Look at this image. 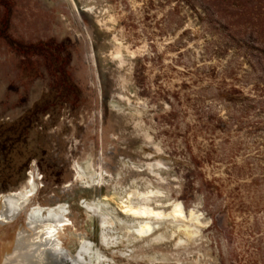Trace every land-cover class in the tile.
Returning <instances> with one entry per match:
<instances>
[{
    "label": "rangeland",
    "instance_id": "1",
    "mask_svg": "<svg viewBox=\"0 0 264 264\" xmlns=\"http://www.w3.org/2000/svg\"><path fill=\"white\" fill-rule=\"evenodd\" d=\"M11 1V36L64 42L81 91L21 124L56 80L37 58L38 77H24L0 40V136L18 140L0 144V170L6 155L7 193L28 188L36 160L60 173L43 190L33 174L35 207L62 208L52 264H264V42L250 37L244 0H206L196 14H146L132 0L126 13L107 0ZM133 191H149L154 209L179 203L181 222L135 238L120 208ZM100 220L104 248L93 233Z\"/></svg>",
    "mask_w": 264,
    "mask_h": 264
},
{
    "label": "trees",
    "instance_id": "2",
    "mask_svg": "<svg viewBox=\"0 0 264 264\" xmlns=\"http://www.w3.org/2000/svg\"><path fill=\"white\" fill-rule=\"evenodd\" d=\"M115 8H119V12L126 13L130 10L129 0H107ZM141 3L140 10L148 14L153 10H163L169 7L170 13H177L179 10H187L191 14H196L199 10L206 9L205 5L209 0H132ZM173 7L171 8V5ZM0 9L2 16L0 19V40H2L7 47L18 57L22 59L21 73L24 77L29 79H36L38 77L36 68L34 67L33 60L35 58L43 60L51 70L56 82L53 88L49 91L48 95L36 103L33 108L22 118L21 124H32L35 120L46 115L56 105L62 107L78 101L81 91L72 82L68 67L70 64L71 56L64 42L55 41H38L32 44H24L15 40L11 34V22L15 5L11 0H0ZM127 9V10H126ZM126 10V11H125ZM167 18V16H166ZM244 18L246 25L251 34L250 37L253 42H264V0H244ZM181 23H182V19ZM180 20L178 23H180ZM129 22V16L122 19L121 24L126 26ZM127 27V26H126ZM259 52L264 56V43L260 44ZM136 79V78H135ZM23 122V123H22ZM11 134V135H10ZM18 137H22V142L25 143L26 133L21 130ZM5 136V138H4ZM4 136H0V144H6L3 148L7 150L18 142L12 139L14 133L5 132ZM7 156L3 158L6 164L5 168L0 170V193H7L8 179L11 177L5 171H11L8 166L11 162L6 160ZM29 160L24 164L23 171L28 170ZM36 167L42 175L43 190L48 183L52 185H59L61 183V175L58 171L52 168H46L42 165L41 160H36ZM42 192V191H41Z\"/></svg>",
    "mask_w": 264,
    "mask_h": 264
},
{
    "label": "bare ground",
    "instance_id": "3",
    "mask_svg": "<svg viewBox=\"0 0 264 264\" xmlns=\"http://www.w3.org/2000/svg\"><path fill=\"white\" fill-rule=\"evenodd\" d=\"M28 177V182L34 180L33 173ZM27 186L26 189L0 194V264H52V260L56 258L57 245L53 239L56 236L55 233L63 225L61 219L57 220L62 213V208L61 206L46 209L35 207L32 200L35 194H31V186L28 184ZM149 195V191L144 193L133 191L125 198L128 201H126L127 205L120 207L124 215L132 218L130 229L133 230L135 238L142 241L154 235V224L161 226L162 224L180 223L183 216V209L179 203H166L158 205L156 209L151 208V205L147 204ZM133 197H138L139 203L137 202L136 206L133 205ZM39 215H45L44 219H38ZM34 220H40L42 224L39 225ZM97 226L93 233L98 239V245L103 248L110 246L101 239L100 233L103 231L101 220ZM158 230L162 231L160 227ZM102 237L106 240L105 235ZM157 238L155 242L158 241ZM85 243L86 240L84 242L80 238L79 246L82 252L88 251ZM80 251L76 254L77 256L80 255ZM96 260L98 261L97 257Z\"/></svg>",
    "mask_w": 264,
    "mask_h": 264
},
{
    "label": "water",
    "instance_id": "4",
    "mask_svg": "<svg viewBox=\"0 0 264 264\" xmlns=\"http://www.w3.org/2000/svg\"><path fill=\"white\" fill-rule=\"evenodd\" d=\"M36 171V166L35 164L32 165V169L27 173V177L30 176V174H34ZM34 180H31V182H28L26 181V184H28L29 186H31V190H32V193L31 194H35L37 189H38V185L37 183H35V181L33 182ZM30 189V188H29ZM0 194H3V193H0Z\"/></svg>",
    "mask_w": 264,
    "mask_h": 264
}]
</instances>
